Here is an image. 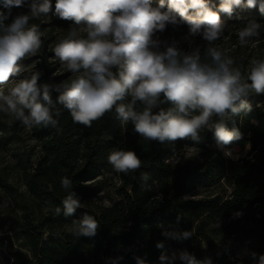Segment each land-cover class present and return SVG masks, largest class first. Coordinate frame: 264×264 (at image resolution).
<instances>
[{
    "label": "trees",
    "instance_id": "obj_1",
    "mask_svg": "<svg viewBox=\"0 0 264 264\" xmlns=\"http://www.w3.org/2000/svg\"><path fill=\"white\" fill-rule=\"evenodd\" d=\"M51 2L52 10L30 18L28 26L38 25L42 33L36 56L38 84L56 85L70 82L80 73L73 74L61 66L54 56L52 42L57 36L66 38L72 28L84 24L59 18L54 14L56 0ZM219 3L220 0H210L214 10ZM0 14L7 15L0 34L15 17L31 16L28 3L13 6L9 13L3 0H0ZM220 19L224 30L213 46L230 56L233 66L240 68L246 77L253 60H264V13L258 5L238 7L230 16L220 13ZM250 22L262 26L260 35L248 38V43L241 45L238 32ZM181 26L189 32L187 24ZM180 37L183 39V35ZM195 47H200L203 59L208 44L200 35L195 36L190 51ZM58 95L53 91V100ZM245 99L251 110L242 111L234 120L250 146L248 154L237 159L224 156L216 146L213 132L207 129L201 131L199 143L191 138L161 143L135 133L131 122L123 124L114 110L86 127L74 123L70 113L57 104L60 116L54 118L58 120L59 132L51 125L31 129L38 149L34 160L20 167L23 188L18 190L0 171V190L14 204V214L19 212L29 223L22 242L14 247L1 235L3 223L0 222V248L8 249L7 264H139V260L144 264H169L167 260L160 261L162 253L171 257L174 252L178 256L184 250L198 260L210 257L212 264H258L259 257L264 255V93L250 90ZM160 107L168 109L172 105L164 103ZM226 123L232 127L231 121ZM0 139L8 142L10 136L0 130ZM184 145L196 151L170 160ZM115 148L134 151L141 167L128 173L116 172L108 162V155ZM105 173L117 178V197L109 204H93L90 197L101 188L100 176ZM142 174H147L146 181ZM65 177L72 182L67 190L61 186ZM223 180L230 187L228 194L203 193ZM69 192L75 193L81 207L65 216L62 200ZM57 207L61 209L59 215L55 214ZM86 214L98 221L96 234L77 236L72 231L73 222ZM208 223L217 225L208 226ZM165 231H190L193 235L177 240L162 235ZM214 234L244 242L247 256L238 260L214 241ZM157 242H163L164 248H157ZM252 253H256L255 259ZM171 264L183 262L176 259Z\"/></svg>",
    "mask_w": 264,
    "mask_h": 264
},
{
    "label": "clouds",
    "instance_id": "obj_2",
    "mask_svg": "<svg viewBox=\"0 0 264 264\" xmlns=\"http://www.w3.org/2000/svg\"><path fill=\"white\" fill-rule=\"evenodd\" d=\"M25 3L31 16L15 17L0 34V112L13 116L28 129L51 125L59 132L58 120L54 118L60 116L59 104L74 123L86 127L114 110L123 124L131 122L135 133L161 143L185 138L199 143L201 131L207 129L213 132L216 146L223 150L241 138L234 117L251 110L245 99L249 91L264 93V60H253L245 77L240 68L233 66L230 56L213 46L224 30L220 13L230 16L235 8L257 5L264 13V0H220L215 10L210 0H159L156 6L151 0H56V16L85 25L79 30L72 28L53 49L54 56L68 71L80 74L70 82L49 85L38 84L40 73L34 72L19 79L5 93L3 86L23 71L19 62L35 56L41 47L40 28L35 24L28 26L29 19L52 10L51 0H3L9 13L13 6ZM5 19L7 15L0 14V26ZM181 23L188 25L192 36L200 35L207 42L203 59L200 47L183 53L176 41L168 44L156 36L166 25ZM261 28L259 23L250 22L239 30V43L245 45L248 38L259 36ZM53 91L59 93L55 100ZM164 103L172 107H160ZM227 121L232 122L231 128ZM108 162L122 173L141 167L134 151L121 148L109 153ZM142 178L146 181L147 174H142ZM71 184L68 178H62L65 190ZM74 197L75 193L69 192L62 200L65 216L81 207ZM60 211L57 207L55 214ZM97 228L98 221L86 214L73 222L72 231L77 236L91 237ZM162 235L185 240L193 232L165 231ZM156 247L163 249V242H157ZM251 255L255 259L256 253ZM176 259L183 264H212L210 257L198 260L187 250L178 256L175 252L171 257L163 253L160 256L161 262L167 260L169 264ZM139 264L144 261L139 260ZM258 264H264V255Z\"/></svg>",
    "mask_w": 264,
    "mask_h": 264
},
{
    "label": "rangeland",
    "instance_id": "obj_3",
    "mask_svg": "<svg viewBox=\"0 0 264 264\" xmlns=\"http://www.w3.org/2000/svg\"><path fill=\"white\" fill-rule=\"evenodd\" d=\"M153 6L156 3L151 0ZM85 26V25H84ZM84 26H77L76 29H80ZM185 32V33H183ZM60 33V32H59ZM180 34L183 35L180 37ZM81 35H86V33H81ZM161 41L171 44L173 41L177 42L178 48L183 52L187 53L191 49V44L195 38L189 32L185 31V27L179 25L169 24L163 32L158 36ZM62 37L57 36L55 46ZM57 42V43H56ZM54 46V47H55ZM39 52V51H38ZM37 52V54H38ZM25 57L19 64L23 71L17 77H13L12 80L3 86L5 93L14 86L15 82L24 77L30 76L32 73L36 72V56ZM63 66V65H61ZM0 130L4 133L9 134L10 140L4 142L0 139V171L8 180L16 187L18 190L23 188L20 179V167L24 164H29L30 160H34L36 157V152L38 149L37 142L31 136V129L26 128L20 121L16 120L13 116L0 112ZM5 144H4V143ZM250 142L245 136H241L239 140L232 142L230 145L225 146V149L221 150L224 156L230 159H237L241 156L247 155L249 150ZM196 150L192 146L184 145L179 148L170 160H176L180 156H188L194 153ZM226 152H230L231 155H226ZM101 188L97 191L95 195L90 197V202L93 204H109L113 199L117 197L116 187L118 184L117 178L109 173H105L100 176ZM230 191V187L226 180H223L221 184L215 186L212 190L203 191L204 194H209L212 192H218L221 195H226ZM13 203L0 190V222L3 223L1 235L5 237V242L14 247L19 246V242H22L24 238L23 232L26 231L29 223L24 221L20 216L14 214ZM15 218V219H13ZM204 221V220H203ZM217 223H208V226H216ZM214 241L220 243L227 252L232 254L238 260L245 258L248 254L247 246L244 242H238L230 237H224L220 234H214ZM8 249L0 248V264H7Z\"/></svg>",
    "mask_w": 264,
    "mask_h": 264
}]
</instances>
